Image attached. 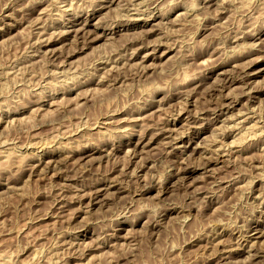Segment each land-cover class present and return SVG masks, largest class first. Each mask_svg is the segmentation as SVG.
<instances>
[{"label": "rangeland", "instance_id": "rangeland-1", "mask_svg": "<svg viewBox=\"0 0 264 264\" xmlns=\"http://www.w3.org/2000/svg\"><path fill=\"white\" fill-rule=\"evenodd\" d=\"M0 264H264V0H0Z\"/></svg>", "mask_w": 264, "mask_h": 264}, {"label": "bare ground", "instance_id": "bare-ground-1", "mask_svg": "<svg viewBox=\"0 0 264 264\" xmlns=\"http://www.w3.org/2000/svg\"><path fill=\"white\" fill-rule=\"evenodd\" d=\"M100 8V7H99ZM72 24V23H71ZM69 32V31H68ZM67 32V33H68ZM60 35V34H59ZM40 40V39H39ZM44 41V40H43ZM50 42V41H49ZM34 54V53H33ZM118 72V71H117ZM240 75V74H239ZM111 76V75H110ZM117 77V76H116ZM113 79V78H112ZM109 83V82H108ZM219 89V88H218ZM211 90V89H210ZM213 92H214V88H213ZM215 93V92H214ZM210 94H212V93H210ZM213 95V94H212ZM179 116V115H178ZM235 124V123H234Z\"/></svg>", "mask_w": 264, "mask_h": 264}]
</instances>
